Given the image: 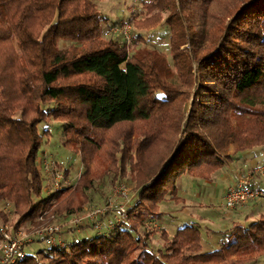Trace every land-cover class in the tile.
Returning <instances> with one entry per match:
<instances>
[{
	"label": "trees",
	"instance_id": "1",
	"mask_svg": "<svg viewBox=\"0 0 264 264\" xmlns=\"http://www.w3.org/2000/svg\"><path fill=\"white\" fill-rule=\"evenodd\" d=\"M143 8L109 25L97 0H0V199L13 204L16 228L35 225L44 206L62 215L107 203L93 202L107 177L113 186L130 177L156 213L167 195L183 200L181 175L212 181L234 154L264 147V109H256L264 107V0H145ZM128 23L167 28L171 58L138 45L140 33L131 43L105 34ZM47 117L66 124L64 144L83 171L36 202L44 181L38 126ZM145 222L15 264H245L253 258L242 256L264 252V213L210 252L194 224L173 237L161 229L154 251L158 230L141 233ZM142 242V259L130 258Z\"/></svg>",
	"mask_w": 264,
	"mask_h": 264
},
{
	"label": "rangeland",
	"instance_id": "2",
	"mask_svg": "<svg viewBox=\"0 0 264 264\" xmlns=\"http://www.w3.org/2000/svg\"><path fill=\"white\" fill-rule=\"evenodd\" d=\"M144 2L145 0H97V5L104 17L108 18L109 25H111L119 19L130 17L132 9L134 8L136 10L133 11H137L136 15H144L145 12L142 14L139 12V10L144 9ZM133 32L135 34L140 33L143 35V40H140V38L135 40L136 43H140L138 45L142 44L149 47H157L160 51L166 53L167 55L168 51L170 52V38L167 34V28L161 26L158 29L144 32L134 28ZM112 36L114 35L112 34ZM68 45V43L61 40L59 42L60 47H66ZM131 45H133V43ZM168 57L171 58L170 54ZM195 90L196 89L194 88L192 91L193 94L195 93ZM193 94L191 99L186 102L188 106L192 103L194 98ZM53 106V103L51 105H46L47 108ZM262 108L264 109L263 105H259L256 109ZM38 127L42 134V145L39 150V159L42 161L40 162V169L43 171L44 181L42 193L39 197L35 198L36 202H38L41 198L50 196L53 189H56V187L61 188L63 185H73L78 179L79 174L83 171L80 156L73 154L64 144V129L66 127L64 122L47 117L39 124ZM234 149V145H232L230 151H234ZM246 153L252 154V158H250L249 161L253 162V167H256L257 165L262 166L264 164V147H255L252 148V150L249 149L239 152L236 156L237 158L235 163H239L240 159L244 157ZM58 164L60 165V168ZM237 166L241 167L244 172L247 171L246 163H244V161L237 164ZM52 169L57 172V179L52 175V173H50ZM63 173H66L67 175L65 176ZM224 173L225 170H220L215 173L214 175L217 179L215 180V177L213 176L214 178H212V181L196 178L189 173H185L177 179L175 184L178 186L177 195L183 198L182 201L177 202L175 198L170 199V196L167 195L166 198L159 203L160 211L156 213L151 212L147 205L143 204L141 213L135 214L132 221L141 223L143 218H146L145 224L140 227L141 233L151 229L158 230V232L151 237L152 239L150 238V249L158 251L162 248L163 239L159 232L161 229H165L169 235L173 237L179 227L184 225L186 226V224H194L201 231L203 251H214L232 239L230 233L236 225L247 227L252 220L256 218L258 213H264V198L250 201L238 209L225 207L223 205L225 197L224 188L227 183L221 178ZM248 175H250L249 177L253 179H263L262 182L264 184L263 171L260 173L257 172L255 175L251 172ZM125 181L127 184L135 188L136 184L130 177H126ZM114 187L115 185L113 186L111 184L110 178H105V180L102 181L101 186L95 190L93 194V202L102 203L106 197L109 200L108 195ZM87 205L88 204L85 206ZM254 207H257L255 213H253ZM47 208V206L42 207L40 212L42 213V211L47 210ZM85 209H87V207H84L83 210L77 213H83ZM0 210L7 213H5V216H0V226H14V224L20 219V217L13 211L12 203L0 199ZM57 214L61 215V213ZM150 214L154 217H150ZM54 219L55 220L51 224L57 223L58 219ZM150 222H154L155 224H151ZM9 231L11 232L10 229ZM98 235L100 234L96 230L88 228L84 229L80 233L76 232L74 234H66V237L71 242L76 241L77 243ZM260 248L264 249V244L261 245ZM43 249L46 251L45 253L50 252L44 243L35 242L33 245L26 247V253H35L42 258L43 256L38 252ZM142 252L143 242L140 243L137 249H135V251L130 255V258L136 257L138 260H141ZM244 258H253L252 261L248 263L246 262L245 264H264V252L241 257V259Z\"/></svg>",
	"mask_w": 264,
	"mask_h": 264
},
{
	"label": "built area",
	"instance_id": "3",
	"mask_svg": "<svg viewBox=\"0 0 264 264\" xmlns=\"http://www.w3.org/2000/svg\"><path fill=\"white\" fill-rule=\"evenodd\" d=\"M132 31L133 26L128 23L125 26L112 27L105 34L122 35L128 43H131ZM50 173L57 179L55 170L52 169ZM259 198H264V185L246 176L227 190L223 205L236 209ZM142 206L143 203L136 190L129 184L120 182L113 188L107 203L89 206L83 213H62L61 216L47 209L36 217L35 225L29 224L19 228L0 226V264H15L26 255V247L35 242L44 243L49 250L68 248L76 241L71 242L66 234L80 233L88 228H93L100 235L110 237L117 229L126 227L135 214H140ZM150 217L154 216L150 214ZM54 218L58 221L51 224Z\"/></svg>",
	"mask_w": 264,
	"mask_h": 264
},
{
	"label": "crops",
	"instance_id": "4",
	"mask_svg": "<svg viewBox=\"0 0 264 264\" xmlns=\"http://www.w3.org/2000/svg\"><path fill=\"white\" fill-rule=\"evenodd\" d=\"M233 152V150L231 151ZM251 153H246L244 157H242L240 159V162L241 163L242 161H244V163H246V167H247V171L244 172L242 170L241 167L237 166V164L239 163H235V160H236V156L237 154H234L233 156V160L231 162H229L228 166L225 167V169H222V170H225V173L223 174V176L221 177L222 179L225 180V182L227 183L225 185V188H224V192L226 194V191L234 184H237V182H239L242 178L246 177V176H250L248 175L249 173L253 172V175H255V173L257 172H262L263 171V168H264V164L262 166L260 165H257L256 167H253V162L249 161L251 157ZM235 158V159H234ZM261 175V174H260ZM215 177V175H213ZM213 177V178H214ZM263 177V176H262ZM264 178V177H263ZM217 178L215 177V180ZM252 180L254 181H257L261 184H263V179H253ZM264 185V184H263ZM185 201V199H184ZM258 207V206H257ZM257 207H254L253 209V213L256 212L257 210ZM259 214V213H258Z\"/></svg>",
	"mask_w": 264,
	"mask_h": 264
}]
</instances>
